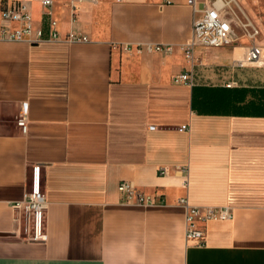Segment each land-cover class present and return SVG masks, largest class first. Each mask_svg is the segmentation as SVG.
<instances>
[{"label": "crops", "instance_id": "0c3cea01", "mask_svg": "<svg viewBox=\"0 0 264 264\" xmlns=\"http://www.w3.org/2000/svg\"><path fill=\"white\" fill-rule=\"evenodd\" d=\"M26 2L59 38L0 39V264H264V69L238 65L246 40L198 49L190 85L174 81L199 14L187 0H83L75 20L69 0L51 15ZM147 43L173 49H137ZM34 165L43 242L25 239L12 206ZM123 180L162 202H124ZM182 198L233 216L186 239Z\"/></svg>", "mask_w": 264, "mask_h": 264}, {"label": "built area", "instance_id": "2783aa9c", "mask_svg": "<svg viewBox=\"0 0 264 264\" xmlns=\"http://www.w3.org/2000/svg\"><path fill=\"white\" fill-rule=\"evenodd\" d=\"M0 17V39L4 41H26L28 43H38L43 40H55L59 38V31L55 27V21L51 19L52 30L48 37L44 36L43 28L36 26L33 15L29 9L26 0H3ZM45 11L51 15L53 0H40ZM83 0H69V7L73 17L80 10ZM164 3H171L173 0H163ZM194 12L198 16L194 18L191 36L181 45V49L188 62L190 69L186 72L177 74L174 77L175 82H183L190 85L194 84L193 69L196 65L202 64V57L197 53L198 49H208L211 47H224L232 44V21L226 17L224 9L229 1L223 0H187ZM201 3V7L198 4ZM250 23H245V35L250 38H256L259 35V29ZM65 41L72 42L86 40V37L69 32L65 36ZM124 48L131 50L132 45H124ZM147 48L149 51L171 52L173 46L170 44H152L147 43L138 45L137 49L141 51ZM247 63L264 64V46L253 42L247 46L246 55L238 61L239 66ZM229 82L227 85H232ZM26 117V109L20 110V118ZM186 128V126H183ZM165 167H161V173L166 172ZM119 190L122 194L123 201L139 205H155L162 202L154 194L145 193L138 189L132 180H123L119 184ZM185 207V237L204 240L206 234L207 222L212 219H229L233 216V210L230 206H213V205H195L190 203L186 198L180 200ZM15 212V220L22 224L25 232V239L28 241H46L47 221L46 210L47 200L44 190L41 186V167L34 165L32 168L31 187L25 192L20 201L12 204Z\"/></svg>", "mask_w": 264, "mask_h": 264}, {"label": "rangeland", "instance_id": "374dc122", "mask_svg": "<svg viewBox=\"0 0 264 264\" xmlns=\"http://www.w3.org/2000/svg\"><path fill=\"white\" fill-rule=\"evenodd\" d=\"M229 1L224 12L226 17H229L232 21L233 31H232V44H239L241 41L246 40L248 46L255 42L261 46H264V0H225ZM245 23H250L249 25H254L259 29V35L256 38H250V36L245 35L246 27ZM231 44V45H232ZM248 64V72L260 73L264 69L263 65L258 64ZM246 65V64H245Z\"/></svg>", "mask_w": 264, "mask_h": 264}, {"label": "bare ground", "instance_id": "6f19581e", "mask_svg": "<svg viewBox=\"0 0 264 264\" xmlns=\"http://www.w3.org/2000/svg\"><path fill=\"white\" fill-rule=\"evenodd\" d=\"M224 1V0H223Z\"/></svg>", "mask_w": 264, "mask_h": 264}]
</instances>
